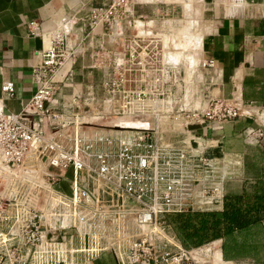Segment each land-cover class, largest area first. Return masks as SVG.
Instances as JSON below:
<instances>
[{"label": "built area", "instance_id": "built-area-1", "mask_svg": "<svg viewBox=\"0 0 264 264\" xmlns=\"http://www.w3.org/2000/svg\"><path fill=\"white\" fill-rule=\"evenodd\" d=\"M127 2L92 5L90 24L114 27L130 12ZM73 22L63 19L40 32L46 41L31 67L37 86L22 108L6 110L0 98V264H82L85 256L105 249L120 264H216L213 248H186L169 234L164 213L205 209L207 196L220 200L230 170L217 168L219 160L198 146L165 142L148 125L92 131L83 113L99 107L78 95L71 96L72 109L52 106L54 76L79 50L69 39ZM30 24L35 33V21ZM154 31L125 35L113 51L111 74L102 82L103 109L127 118L148 107L156 118L171 117L184 129L237 117V97L216 96L205 104L188 98L178 61L164 55L162 37ZM1 91L11 96L13 80H4ZM63 178L68 191L58 184ZM104 186L138 203L136 229L127 237L120 218L127 213L96 204ZM115 218L122 224L113 230ZM262 252L264 264V242Z\"/></svg>", "mask_w": 264, "mask_h": 264}, {"label": "crops", "instance_id": "crops-1", "mask_svg": "<svg viewBox=\"0 0 264 264\" xmlns=\"http://www.w3.org/2000/svg\"><path fill=\"white\" fill-rule=\"evenodd\" d=\"M106 1L0 0V98L6 110L21 109L36 89L31 67L46 41L40 32L50 31L67 18L74 21L69 39L78 43L79 50L55 74L51 104L62 110L72 109L73 94L86 98L92 105L100 103L102 82L111 74L113 51L128 32L135 33V26L130 21L135 16L108 30L104 24H90V7ZM129 8L128 14L134 15L133 2ZM207 10L209 16L204 17ZM136 16L144 18L147 28L163 30L170 35L176 43V50L181 45L190 48L192 58L186 63L188 71L192 75L195 69L199 75L196 80L191 75L188 81L185 80L184 88L190 91L192 98L204 104L216 96L240 100L241 111L235 118L208 121L195 128L173 131L177 133L174 139L179 143L202 148L206 154L219 160L221 169L231 171L233 175L223 181V192H239L244 177V151L247 146L257 143V130H262L264 135V0H196L193 17L184 19L172 15L166 17L171 19L170 23L165 22L164 17L148 18L141 12ZM32 20L35 21V33L30 32ZM114 30H121V33L115 34ZM101 58L103 62H100ZM202 60H211V63L202 65ZM7 79L14 82L11 96H5L1 91V83ZM140 121L138 123L137 119L138 124H148ZM63 180L66 179H60L58 184L63 186ZM204 203L208 204L205 209L220 208L223 197L217 201L207 196ZM167 231L178 240L170 224ZM203 246L213 248L216 264H254L248 259H224L221 238ZM82 264L120 263L111 250L105 249L85 256Z\"/></svg>", "mask_w": 264, "mask_h": 264}, {"label": "trees", "instance_id": "trees-1", "mask_svg": "<svg viewBox=\"0 0 264 264\" xmlns=\"http://www.w3.org/2000/svg\"><path fill=\"white\" fill-rule=\"evenodd\" d=\"M239 192H223L220 208H186L164 213L182 246L195 247L221 238L224 259L259 264L264 242V135L247 146Z\"/></svg>", "mask_w": 264, "mask_h": 264}, {"label": "rangeland", "instance_id": "rangeland-1", "mask_svg": "<svg viewBox=\"0 0 264 264\" xmlns=\"http://www.w3.org/2000/svg\"><path fill=\"white\" fill-rule=\"evenodd\" d=\"M110 0H107L104 3H107ZM168 1V2H167ZM170 1V2H169ZM172 1H177V2H172ZM196 0H128V3L131 4L133 2V9H134V15H129L126 13V15L122 16L120 18L121 21H127V19L131 16L136 17V13H142L143 16L146 15L148 18L149 17H170L174 16L175 18L183 17V10L188 9L189 4L194 5ZM212 1V0H210ZM102 4V3H100ZM210 12V11H209ZM208 10L203 13L204 17L209 16ZM194 28V25L191 26ZM114 28V27H112ZM109 28H107L108 30ZM133 32H128L126 35L131 36ZM126 36V37H127ZM174 43V41H172ZM183 42V40H182ZM192 44V43H191ZM174 46V45H173ZM176 49V48H175ZM173 49V51H175ZM183 56V54H182ZM186 60V59H184ZM184 67V64H183ZM182 70H179V78L180 81L182 80L181 78L183 77L182 74L184 72ZM104 93V92H102ZM179 93V92H178ZM103 95V94H102ZM99 107V110H96L94 108H90L88 112H84L83 114L86 117L87 120V127L94 131V130H100V131H119V130H124V129H136V128H123V127H116L117 125L122 124L120 119H132V120H137V118H142L144 121L148 120L149 124H141L138 125L137 121L130 126H151L152 129H156L157 133L162 137V139L165 142H170V143H179L176 139H174L177 135V133L173 132L175 130H181L183 129L177 122H174L171 117L162 118L158 117L156 118L154 113L149 111V108H146L145 113L139 114L140 116H133V117H119L117 114L112 113L110 114L109 112H106L107 110L103 109V101H102V96L100 98V103L97 105ZM82 114V115H83ZM101 116V117H99ZM165 119V120H164ZM85 120V119H84ZM92 124L93 126H89ZM186 143V142H185ZM217 168H219V164H217ZM70 174V171L67 172V175ZM58 181V180H57ZM99 181L96 182L95 180V185L94 187H98ZM63 185L66 191L69 190L68 186V181L63 180ZM100 187V186H99ZM103 189V190H101ZM100 189V193L98 196V199L96 201L97 205L105 206L107 207L111 212H118V210L126 212V216H120V218H123L121 222L124 224V229L126 230V233H123V236L127 237L130 234L134 232L136 229L135 223H134V212L138 208V203L135 200H132L131 198H123L118 197L115 193H112L108 188L104 186V188ZM110 191V192H109ZM120 206V207H119ZM117 214V213H116ZM119 219V218H118ZM118 219L115 218V223L118 224H113V230H116L118 226H121V222H118ZM165 220V219H164ZM166 221V220H165ZM72 227H66L63 228L65 231H71ZM63 231V233L65 232Z\"/></svg>", "mask_w": 264, "mask_h": 264}, {"label": "bare ground", "instance_id": "bare-ground-1", "mask_svg": "<svg viewBox=\"0 0 264 264\" xmlns=\"http://www.w3.org/2000/svg\"><path fill=\"white\" fill-rule=\"evenodd\" d=\"M127 5H128V2H127ZM130 8H131V6H130ZM192 9H193L192 5L189 4L188 9L183 10L184 19H190L191 17H193L192 16ZM165 20H166L165 22H167V23L171 22V19L165 18ZM130 21H131L132 25L134 24L136 33H156L153 29L147 28V26L144 23V18L136 16V17L130 18ZM158 31H159L158 34H160L162 37V42H163L162 48H163L164 55L167 56L169 58V60H173L174 62L178 61V64L180 63L179 65H177V69L182 70L184 72V74H182L183 75L182 78L184 80L188 81L190 78L191 72L188 71L189 67L186 63L190 62L189 58H192L190 55L192 51H190V48L188 46H186L184 48V45H181L182 47L178 48L179 50H176L175 49L176 43L172 42V40L170 39V35L166 34L165 31H163V30H158ZM173 49H175V51H173ZM182 54H183V56H182ZM184 59H186V60H184ZM185 61H187V62H185ZM183 64H184V67H183ZM195 72H197V71H195V69H194L192 71L191 77L192 76H193L192 78L195 77V80H196L199 75H198V73H195ZM213 91H214L213 93H216L215 90H213ZM186 95L188 96V98L191 96V93L189 90H186ZM99 117H101V116H99ZM83 118L85 119V122H87L85 115H83ZM165 118H166V116H165ZM120 120H121V123L126 124V125L127 124L133 125L137 121V120H132V119H120ZM139 122H141V121L138 120V123ZM138 125H141V124H138ZM89 126L91 127L93 125L90 124ZM19 172H20V169H19Z\"/></svg>", "mask_w": 264, "mask_h": 264}, {"label": "water", "instance_id": "water-1", "mask_svg": "<svg viewBox=\"0 0 264 264\" xmlns=\"http://www.w3.org/2000/svg\"><path fill=\"white\" fill-rule=\"evenodd\" d=\"M198 126H200V124H198V123H191V124H188L187 125V128H189V129H191V128H195V127H198ZM116 127H123V128H126V127H128V128H138L137 126L135 127V126H130L129 124H120V125H117ZM231 175H233L232 173H227V172H225V176H227V177H229V176H231Z\"/></svg>", "mask_w": 264, "mask_h": 264}]
</instances>
